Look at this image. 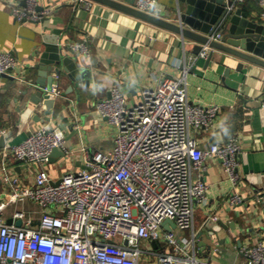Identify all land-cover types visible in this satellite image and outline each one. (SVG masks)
Masks as SVG:
<instances>
[{
	"label": "built area",
	"instance_id": "built-area-1",
	"mask_svg": "<svg viewBox=\"0 0 264 264\" xmlns=\"http://www.w3.org/2000/svg\"><path fill=\"white\" fill-rule=\"evenodd\" d=\"M245 1L235 0L234 7ZM256 1L264 20V0ZM72 3L86 11L93 7L90 0ZM39 5L38 0H27L25 5L15 1V21H43L50 10L39 11ZM134 7L150 15L160 12L157 0H136ZM221 38L219 32L210 42ZM69 49L91 57L87 39L69 44ZM211 50L209 44L203 46L196 59L207 60ZM22 69L12 50L0 52V83L5 76L25 81ZM188 73L185 67L181 77L163 76L137 105L114 88L109 98L96 105L99 117L116 132L114 146L89 154L84 169L55 180L44 167L27 186L6 173L7 200L0 202V264H142L146 255L156 264H201L195 236H184L194 227L197 205L207 202L208 187L204 180L194 179V173L205 170L206 161L214 157L237 183L241 146L234 136L208 150L200 148L192 132L214 130L220 123V108L201 107L189 100ZM45 94L55 99L60 88L54 84L51 91L45 88ZM0 135L5 137L7 130H0ZM55 149L70 154L65 133L46 125L21 144L6 146L3 164L6 168L12 157L47 166ZM27 203L38 211L15 212L9 225L7 210ZM230 204L238 206L242 199L234 198ZM166 221L176 229L165 230ZM241 253L249 264H264L261 239Z\"/></svg>",
	"mask_w": 264,
	"mask_h": 264
},
{
	"label": "crops",
	"instance_id": "crops-1",
	"mask_svg": "<svg viewBox=\"0 0 264 264\" xmlns=\"http://www.w3.org/2000/svg\"><path fill=\"white\" fill-rule=\"evenodd\" d=\"M15 1L23 0H0V52L15 53L25 81L2 79L0 130H7L6 146H15L46 125L56 126L65 133L70 154L47 166L10 157L5 168L4 149L0 148V202L7 200L4 183L7 172L21 186L32 185L37 171L44 167L58 180L67 173L84 169L89 154L112 149L116 132L99 117L96 105L109 98L114 88L130 104L137 105L160 78L181 77L187 67L189 100L201 107L220 108V123L214 130L193 131L192 135L202 150L237 136L241 155L237 183L231 181L221 161L214 157L206 161L205 170L194 173V179L204 180L208 187L207 202L197 205L194 227L184 236H195L201 264H249L241 250L258 239L264 242V206L255 208L256 201L264 194V68L245 64L243 71L238 72L240 60L222 65L217 52L207 66L206 59H196L193 43L184 49L180 36L147 23L137 29V19L93 1L91 11H86L83 5L74 7L73 0H38L39 7L50 10L49 15L39 23L20 24L12 13ZM157 2L162 15L177 23L178 0ZM235 9H242L251 18L264 22L263 10L256 0H246ZM56 30L62 32L60 44L64 47V56L73 59L80 70H90L92 79L90 88L80 86L78 90H71L68 78L54 76L60 94L48 116L45 97L36 102L37 94L43 90L37 85L38 73L34 66L45 52L43 37ZM84 39L88 40L90 58L69 49V44ZM226 69L231 70L227 78L224 77ZM238 197L242 204L232 206L230 201ZM23 210L34 212L38 208L32 203L12 206L6 212L7 222L13 221L15 212ZM210 222L214 226L222 222L226 228H208ZM142 264H156V261L146 255Z\"/></svg>",
	"mask_w": 264,
	"mask_h": 264
},
{
	"label": "water",
	"instance_id": "water-1",
	"mask_svg": "<svg viewBox=\"0 0 264 264\" xmlns=\"http://www.w3.org/2000/svg\"><path fill=\"white\" fill-rule=\"evenodd\" d=\"M27 0L21 3L26 4ZM103 4L138 20L137 29L141 24L147 23L181 37L182 45L186 49L189 43H193V51L198 55L203 46L209 44L212 48L206 65L209 66L217 52L220 56V64L227 65L231 60H240L237 71L242 72L245 64L264 68V22L251 18L242 9H235L234 1L230 0H178L179 14L177 23L171 22L164 17L161 12L157 15H150L135 9L136 0H91ZM184 8H182V6ZM181 6V7H180ZM39 11L44 8H38ZM51 15V14H50ZM221 33L220 41L210 42V38ZM61 30L54 31L51 35L43 37L45 52L40 61L34 66L38 73L37 85L43 90L37 94L40 103L45 97L44 104L48 109V116L51 115L56 106V100L50 98L44 93V89L52 90L55 78L66 77L71 81V90H78L80 86L90 88L92 72L90 70H80L78 65L70 57H65L64 47L60 44ZM63 66V69L61 68ZM54 73V75H53ZM230 69H226L224 77H229ZM53 75L50 76L49 75ZM10 77V76H5ZM64 96V95H63ZM6 146L5 138H0V148ZM65 153L55 149L51 155L50 163H54L60 158H64ZM59 184V182H57ZM56 184V185H57ZM255 208L264 206V194L255 203ZM9 225L13 224L8 220ZM17 226H22V221L16 222ZM210 222L208 228L217 229L226 228L222 222L216 226ZM233 227V225H232ZM163 228L167 231L176 229L171 221L163 223ZM206 244H200L205 246ZM209 251L211 246H208Z\"/></svg>",
	"mask_w": 264,
	"mask_h": 264
},
{
	"label": "rangeland",
	"instance_id": "rangeland-1",
	"mask_svg": "<svg viewBox=\"0 0 264 264\" xmlns=\"http://www.w3.org/2000/svg\"><path fill=\"white\" fill-rule=\"evenodd\" d=\"M37 217H38V215H37Z\"/></svg>",
	"mask_w": 264,
	"mask_h": 264
}]
</instances>
